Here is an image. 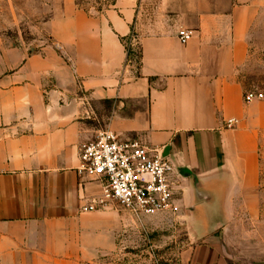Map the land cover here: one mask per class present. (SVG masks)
Wrapping results in <instances>:
<instances>
[{"label":"crops","instance_id":"0c3cea01","mask_svg":"<svg viewBox=\"0 0 264 264\" xmlns=\"http://www.w3.org/2000/svg\"><path fill=\"white\" fill-rule=\"evenodd\" d=\"M56 3L38 52L0 35V264H125L136 218L81 212L102 187L79 153L105 131L173 165L181 264H264V99L247 103L243 79L264 0Z\"/></svg>","mask_w":264,"mask_h":264},{"label":"rangeland","instance_id":"374dc122","mask_svg":"<svg viewBox=\"0 0 264 264\" xmlns=\"http://www.w3.org/2000/svg\"><path fill=\"white\" fill-rule=\"evenodd\" d=\"M115 0H76L87 11L98 12L110 6ZM55 0H0V35H5L12 44L38 52L48 37L44 24L55 13ZM249 61L243 79L249 92L264 95V17L251 27L248 39ZM139 49L131 56L139 64ZM136 55V56H135ZM138 55V56H137ZM260 191L264 214V134L260 144ZM126 215L124 210L115 209ZM135 218V217H134ZM136 224L128 226L126 244L120 247L119 257L125 264H181L183 250L188 236L184 225L172 214L135 219Z\"/></svg>","mask_w":264,"mask_h":264},{"label":"built area","instance_id":"2783aa9c","mask_svg":"<svg viewBox=\"0 0 264 264\" xmlns=\"http://www.w3.org/2000/svg\"><path fill=\"white\" fill-rule=\"evenodd\" d=\"M194 34L192 30L181 29L178 39L187 44ZM255 99L263 100L264 95L256 92L245 95L247 103ZM237 125L234 119L227 122L228 128ZM77 173L102 187V196L87 200L82 213L118 208L141 219L178 210L172 181L174 167L161 150L122 140L114 132H102L82 146Z\"/></svg>","mask_w":264,"mask_h":264},{"label":"trees","instance_id":"16d2710c","mask_svg":"<svg viewBox=\"0 0 264 264\" xmlns=\"http://www.w3.org/2000/svg\"><path fill=\"white\" fill-rule=\"evenodd\" d=\"M125 45H126V48H127V52H128V55L131 57L133 56V52L131 50V48L129 47V43L127 41H125ZM136 56V55H135ZM138 56V55H137ZM140 61L141 59V53L139 52V56L137 57Z\"/></svg>","mask_w":264,"mask_h":264}]
</instances>
